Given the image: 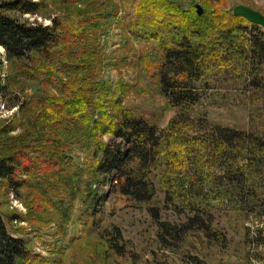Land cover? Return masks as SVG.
Masks as SVG:
<instances>
[{"label":"rangeland","instance_id":"1","mask_svg":"<svg viewBox=\"0 0 264 264\" xmlns=\"http://www.w3.org/2000/svg\"><path fill=\"white\" fill-rule=\"evenodd\" d=\"M33 1L40 4L35 14H12L31 22L50 24L51 17L67 11L60 0ZM138 1L96 0V6L102 7L100 13L110 12L112 6L117 7L118 12L114 17L104 19L106 24L103 26L90 27L88 34L97 37L98 43L95 44L99 56L96 57L103 59L102 66L96 68L99 77L109 82L111 89L124 81L127 83L119 103H116L118 107L142 118L149 126L162 130L180 111V106L173 100L169 101V92L163 88L159 72L164 60L161 59L159 46L152 40L135 37L123 20L125 8ZM168 1L184 10H196L195 5L200 4L202 14L209 8L211 11L219 8L230 12L238 4L264 14V0ZM72 7L85 8L86 2L75 3ZM0 54H4L1 45ZM65 59L76 63L69 57ZM147 66L152 68L148 70ZM19 69L14 68L9 74V68L5 67L4 76L9 74L11 81L7 94L0 96V155L16 150V146L8 144L11 140L18 144L17 147L29 144L31 140L38 149L48 150L54 146L49 139L54 138L55 133L41 122L36 127L33 125L34 116L41 111V104L28 103L43 99L47 96L45 89H52L55 84H43L42 80L35 79L37 75L19 76ZM172 77L196 94V103L188 108L192 117H201L211 126L230 127L253 135L247 136L248 139H255L250 155L252 160H258V164L252 163V172L248 169L246 176L239 173L237 177L227 176L222 180L224 170L221 166L215 164L212 170L210 163L206 162L203 173L207 177H198L194 190L210 193L205 198L200 195L195 201H188L187 197L171 200L169 189L176 187L182 177L189 185L191 174L185 167L174 169L170 175L167 173L164 144L160 141L155 159L145 168L154 182L150 198L136 200L123 193L125 180L138 171L130 170L135 167L133 161L128 164L130 167L123 164V172L112 169V179L108 176L102 183L90 177L86 170L81 192L73 200L71 216L63 223L61 212L53 207L43 209L45 203L39 205L41 200L37 202L34 199V203L33 191L28 186L12 191L8 183L1 182L0 212L6 219L8 230L52 264H264V63L254 70L247 62H240L238 67L215 64L210 72L193 79L186 74ZM57 78L59 75L54 74L50 79ZM23 102L27 104L19 108L18 105ZM113 108L110 102L108 111L118 113ZM89 111L96 117L100 116L97 109ZM12 136L17 139H12ZM102 139L111 148L121 145L125 151L128 147L127 142L113 135L104 134ZM30 152L34 157L35 149ZM69 152L76 160L75 165L77 162L83 167L86 165L85 158L91 159V151L82 149L80 144L71 147ZM27 161L26 157L22 158L25 165ZM16 171L19 176L27 177L25 167ZM89 181L102 195L94 215L90 200L82 196V188ZM241 181L246 189L242 196H238L236 189ZM62 196L58 193V197L66 200ZM194 205L211 215L206 221L209 231L213 232L211 238L204 236L201 224L190 220L195 215ZM33 206L39 211H33ZM15 214H21L22 218L10 220ZM157 220L168 223L175 235L162 232L163 236H159L161 232Z\"/></svg>","mask_w":264,"mask_h":264},{"label":"trees","instance_id":"2","mask_svg":"<svg viewBox=\"0 0 264 264\" xmlns=\"http://www.w3.org/2000/svg\"><path fill=\"white\" fill-rule=\"evenodd\" d=\"M60 1L67 11L51 17L50 24L31 22L12 14H35L40 5L36 1L0 2V45L4 49V54H0V96L7 94L11 81L9 74L17 67L20 68L19 76L37 75L35 79L42 80L43 84H55L52 89H45L47 96L43 99L28 103L41 104V111L34 116L33 125L36 127L41 122L55 133L54 138L49 139L54 142L53 148L38 149L32 140L17 147L18 144L11 140L8 144L16 146V150L0 155V185L1 182L8 183L12 191L28 186L33 191V201L41 200L39 205L45 203L43 209L53 207L61 212L63 223L71 216L73 200L81 192L86 170L90 177L102 183L108 176L112 179V169L123 172V164L129 166L133 161L136 168L130 170L138 171L125 180L123 193L136 200L150 198L154 182L145 168L155 159L160 141L164 144L167 173L170 175L174 169L185 167L191 174L189 185L182 177L176 187L169 189L171 200L187 197L188 201H195L200 195L205 198L210 193L194 190L198 177H207L203 173L206 162L210 163L212 170L215 164L221 166L224 170L222 180L227 176L237 177L239 173L246 176L248 169V172L253 171L252 163L258 160H252L250 155L255 139H248L247 136L252 134L230 127L211 126L201 117H192L188 108L196 103V94L172 76L186 74L193 79L210 72L215 64L238 67L240 62H247L254 70L264 63V29L242 16L234 15L232 10L225 12L216 8L211 11L209 8V11L199 15L195 9L184 10L168 0H139L127 6L123 20L135 37L152 40L159 46L161 59L164 60L161 72L158 71L163 88L169 92V101L173 100L180 106V111L168 126L158 130L125 108L118 107L127 85L125 81L111 89L110 83L102 80L96 70L102 66L103 59L96 57L99 56L95 44L98 41L97 37L88 34L89 28L106 24L104 19L114 17L118 8L112 6L110 12L109 7L108 13H100L102 7L96 6V0ZM81 2H86L85 8L72 7ZM66 57L76 60V63L67 61ZM5 67L10 71L7 76H4ZM147 68L150 70L152 67ZM54 74L59 78L50 79ZM110 102L118 113L108 111ZM26 104L23 102L18 106L22 108ZM92 108L97 109L99 117L89 111ZM104 134L123 139L128 147L125 151L121 145L111 148L103 141ZM76 144L87 152L91 151V159L85 158L86 165L83 167L77 162L75 165L76 160L69 152ZM31 149H35L34 157ZM24 157L28 160L26 165L22 162ZM24 167L27 177L19 176L16 171ZM91 181L82 188V196L90 200L94 215L102 195L91 185ZM242 182L236 189L238 196H242L246 189ZM58 193L66 200L58 197ZM37 210L33 206V211ZM193 212L195 215L190 220L201 224L204 236L211 238L213 232L206 225L211 215L195 205ZM13 218L17 220L22 215L15 214L10 220ZM157 225L161 233L175 235L168 223L157 220ZM161 233L159 236H163ZM192 260L196 258L192 257ZM0 264L52 263L14 236L0 212Z\"/></svg>","mask_w":264,"mask_h":264},{"label":"water","instance_id":"3","mask_svg":"<svg viewBox=\"0 0 264 264\" xmlns=\"http://www.w3.org/2000/svg\"><path fill=\"white\" fill-rule=\"evenodd\" d=\"M197 13L201 15L203 13V8L200 4L195 5ZM233 13L237 16H242L253 24L260 25L264 27V14L258 10H255L247 5L238 4L233 7Z\"/></svg>","mask_w":264,"mask_h":264},{"label":"clouds","instance_id":"4","mask_svg":"<svg viewBox=\"0 0 264 264\" xmlns=\"http://www.w3.org/2000/svg\"><path fill=\"white\" fill-rule=\"evenodd\" d=\"M15 203V202H14Z\"/></svg>","mask_w":264,"mask_h":264}]
</instances>
